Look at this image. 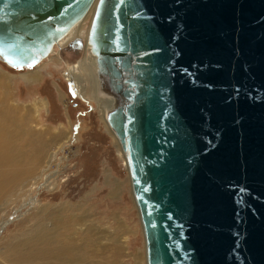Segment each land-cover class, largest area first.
<instances>
[{"label":"water","instance_id":"water-1","mask_svg":"<svg viewBox=\"0 0 264 264\" xmlns=\"http://www.w3.org/2000/svg\"><path fill=\"white\" fill-rule=\"evenodd\" d=\"M92 1L0 0V59L35 65ZM87 44L146 264H264V0H96Z\"/></svg>","mask_w":264,"mask_h":264},{"label":"rangeland","instance_id":"rangeland-1","mask_svg":"<svg viewBox=\"0 0 264 264\" xmlns=\"http://www.w3.org/2000/svg\"><path fill=\"white\" fill-rule=\"evenodd\" d=\"M89 25L90 20L82 36ZM53 55L59 61L48 57L17 69L0 59V101L29 119L23 138L33 150L28 178L0 202V263L15 264L6 256L11 249L18 254L38 242L46 251H64L61 259L44 258V264H146L125 157L93 99V77L75 66L84 51L60 54L57 48ZM70 71L82 82L73 81ZM31 73L37 76L29 80Z\"/></svg>","mask_w":264,"mask_h":264},{"label":"bare ground","instance_id":"bare-ground-1","mask_svg":"<svg viewBox=\"0 0 264 264\" xmlns=\"http://www.w3.org/2000/svg\"><path fill=\"white\" fill-rule=\"evenodd\" d=\"M95 3L96 0H93L87 11L84 13V15L77 22H75L68 29L67 32H65L60 38H58L57 41H55L54 44L52 45L50 52L32 67L39 65L43 60H45L48 57L55 59V61H59L58 56L53 55L54 51H56L58 46H65L73 37L81 36L83 38V46L81 48L82 49L81 53L84 51V56L79 62L75 63L76 64L75 66L76 68L78 67L90 73L91 76L93 77L94 80V84L92 83L93 99L98 103L99 107L102 109V113L104 111V115H103L104 119L109 129L111 130L112 134L115 135L113 129L109 126L106 120V113L112 106H114L117 103L118 97L115 94L104 89L102 86L101 79L96 69V60H95L96 57L94 54H92L89 44H87V35L89 28L85 36L81 35L82 29L85 26L86 22L88 20H90L91 22V17L93 14ZM23 68H27V67H23ZM70 74H71L70 78H72L73 81L78 79L80 83L82 82V78H80L78 72L76 73L72 71ZM35 75L36 73L28 74L27 79L30 80ZM19 112L20 111L17 112L15 109L11 108L8 104L4 103L3 100L0 101V202L1 199L6 194L9 193V191L11 192L13 188H17L20 184L24 183L23 181L25 177H27V174L31 170L33 165L32 164L33 150L31 148L32 143L30 140L24 141L23 138L26 136V133L28 132V130L25 129V125H26L25 122L28 121L29 119L25 121L24 116H20L21 114H19ZM5 126L7 128H5ZM18 136L23 139V141L19 139V144H20L19 146L16 145L14 141L15 137L18 138ZM119 146H120V152H122L124 155L120 143ZM41 147L42 145L40 143L39 146H36L37 149L35 151V155L40 153ZM36 164H34V166H36ZM32 243L34 247L33 246H32L33 248L29 247V249H27V247L24 248V246L20 245L22 248H24V251L18 254H12L13 250L11 249L9 253H7L6 255L8 261H12L15 264H20L24 260L35 261L37 259H41L42 264H44L45 263L44 258L56 257L58 260L61 259L62 255L64 254V251L60 246L54 250L46 251L45 247L41 243L38 242H32ZM20 251L22 250L20 249Z\"/></svg>","mask_w":264,"mask_h":264},{"label":"flooded vegetation","instance_id":"flooded-vegetation-1","mask_svg":"<svg viewBox=\"0 0 264 264\" xmlns=\"http://www.w3.org/2000/svg\"><path fill=\"white\" fill-rule=\"evenodd\" d=\"M73 65V64H72Z\"/></svg>","mask_w":264,"mask_h":264}]
</instances>
